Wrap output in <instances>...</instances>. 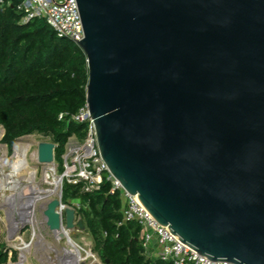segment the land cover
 Returning <instances> with one entry per match:
<instances>
[{"label":"water","instance_id":"water-1","mask_svg":"<svg viewBox=\"0 0 264 264\" xmlns=\"http://www.w3.org/2000/svg\"><path fill=\"white\" fill-rule=\"evenodd\" d=\"M77 2L112 175L193 250L264 264V0ZM55 148L41 143L40 162ZM61 204L50 230L85 229Z\"/></svg>","mask_w":264,"mask_h":264},{"label":"trees","instance_id":"trees-1","mask_svg":"<svg viewBox=\"0 0 264 264\" xmlns=\"http://www.w3.org/2000/svg\"><path fill=\"white\" fill-rule=\"evenodd\" d=\"M21 0L0 6V126L2 142L12 149L20 138L33 134L56 144L55 160L64 171V154L73 135L83 139L87 122L73 119L87 105V56L74 41L55 32L44 19L23 22ZM62 115V117H61ZM62 200L77 199L79 214L91 231L103 261L108 264H169L146 253L142 227L124 222V202L104 177L100 189L64 181ZM9 253L0 244V264Z\"/></svg>","mask_w":264,"mask_h":264},{"label":"built area","instance_id":"built-area-1","mask_svg":"<svg viewBox=\"0 0 264 264\" xmlns=\"http://www.w3.org/2000/svg\"><path fill=\"white\" fill-rule=\"evenodd\" d=\"M4 4L5 0H0V6ZM17 9L24 16L23 22L35 18L44 19L60 36L68 37L76 44L85 38L77 0H21ZM73 119L88 124L82 140L73 135L67 144L66 153L63 156L62 179L64 181L73 185L81 184L85 192H92L100 189L104 177L107 176L112 183V193L119 192L124 202L123 221L139 223L142 227L143 247L151 256L161 258L169 264H236L230 261H214L200 254L187 246L166 225L160 223L135 194L129 193L121 181L110 172L103 159L96 125L91 118L88 106L82 108L73 116ZM67 207L74 208L79 214V201L77 209L62 202L57 210L63 213Z\"/></svg>","mask_w":264,"mask_h":264},{"label":"rangeland","instance_id":"rangeland-1","mask_svg":"<svg viewBox=\"0 0 264 264\" xmlns=\"http://www.w3.org/2000/svg\"><path fill=\"white\" fill-rule=\"evenodd\" d=\"M4 134L5 129L0 126V157L4 155L5 159L9 161L14 154V146L10 149L2 142ZM17 142H22V144L25 145L23 154L25 155L30 169L35 171V179L37 183L42 188L53 187V185L44 181L45 164L41 163L39 160L40 144L43 142L54 143L52 139L43 134H33L24 136L17 140ZM53 163L56 175L61 179L58 190L59 192L51 196V198L42 199L38 202L34 209L35 215L32 222L21 224L16 228L11 227V215L19 210L20 201L15 196H12L13 192L11 190L2 189L0 186V244L3 245L5 251L9 253L7 264H61L62 261L69 259L68 254L66 253L67 250L72 249L75 251L70 246L69 240L66 237L57 238L55 233L50 230L44 214V211L51 200L57 198L62 200L65 184L62 179L63 172L59 171L58 163L56 160ZM77 203L78 200L73 199L70 200L69 205H72L77 209ZM77 219L83 218L79 214ZM67 231L72 241L78 245V248H80L83 260L78 264H93L95 262L104 264L91 231L86 229V227L82 230L77 224L73 229H68ZM24 242L29 243L30 246L23 251L20 247ZM88 252H90V255L87 254ZM22 255L24 256V260L22 259Z\"/></svg>","mask_w":264,"mask_h":264},{"label":"bare ground","instance_id":"bare-ground-1","mask_svg":"<svg viewBox=\"0 0 264 264\" xmlns=\"http://www.w3.org/2000/svg\"><path fill=\"white\" fill-rule=\"evenodd\" d=\"M3 147V146H2ZM25 145L22 142H17L14 145V154L8 161L5 156L0 157V186L2 189H9L20 201L19 210L11 215L10 225L16 228L21 224L32 222L34 219V209L38 202L42 199L51 198L59 191L61 179L57 177L53 162H45L44 181L53 185L51 188H42L35 179V171L30 169V166L23 154ZM1 152V148H0ZM11 196V197H12ZM57 238H67L72 249L67 250L69 259L62 261L61 264H78L82 258V254L78 245L72 241L65 227L58 231H53ZM64 234V236H61ZM30 244L24 242L20 247L21 250L29 248ZM90 255V252L87 253ZM24 260V256L22 255ZM22 264V263H20Z\"/></svg>","mask_w":264,"mask_h":264}]
</instances>
